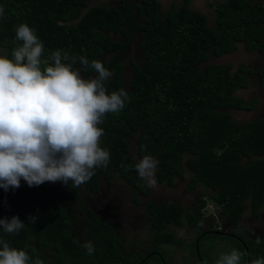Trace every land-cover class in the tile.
<instances>
[{"label": "trees", "instance_id": "16d2710c", "mask_svg": "<svg viewBox=\"0 0 264 264\" xmlns=\"http://www.w3.org/2000/svg\"><path fill=\"white\" fill-rule=\"evenodd\" d=\"M218 1L210 22L196 10L200 0H177L170 6L159 0H0L4 9L0 47L6 49L7 58L20 44L14 43L15 28L26 23L43 43L44 58L60 49L70 56L99 60L112 72L105 82L108 94L120 89L128 93L124 109L106 114L98 125L104 132L101 147L110 152L108 166L95 169L81 187L70 183L71 194L94 226L93 254L82 247L87 240L74 235L71 210L53 201L52 194L46 195L49 182L30 188L22 180L18 189H0V218L18 216L25 223L18 234L0 229V239L25 250L30 264L36 259L45 264L49 250L57 264H147L155 252H161L156 247L143 254L126 252L124 235L85 204L87 194L102 193L104 184L111 185L115 176L130 185L136 206H147L154 246L175 245L178 237L169 230L172 226L201 229L206 196L223 207L220 215L232 224L240 222L246 209L254 216L264 211V120L240 118L257 106L256 101L246 102L242 92L252 87V75L264 87V64L235 67L233 62L226 63V56L240 50L264 58V4ZM135 39L141 40L142 63L133 60L131 67L123 58ZM81 74L95 75L87 70ZM135 137L139 155L158 161L160 184L175 187L189 169L192 175L186 192L206 190L196 209L145 200L151 189L134 170ZM29 216L36 217V222L30 223ZM259 239L260 243L257 238L233 239L246 253L245 264L248 253L250 261L264 258V236Z\"/></svg>", "mask_w": 264, "mask_h": 264}, {"label": "clouds", "instance_id": "9594fccd", "mask_svg": "<svg viewBox=\"0 0 264 264\" xmlns=\"http://www.w3.org/2000/svg\"><path fill=\"white\" fill-rule=\"evenodd\" d=\"M3 14L0 7V18ZM16 41L20 44L12 50L11 59L0 55V189H18L21 180L30 188L46 182L78 188L92 178L95 169L108 166L110 152L101 147L104 132L98 125L106 114L124 109L128 93L120 89L108 94L105 82L112 72L99 60L70 56L60 49L44 58L43 43L26 23L15 28ZM76 63L81 67L73 69ZM82 70L95 75L85 79ZM157 165L145 155L134 166L138 177L153 189ZM28 219L36 222L34 216ZM24 228L18 216L0 218L5 234H18ZM82 247L90 255L95 251L91 241ZM244 255L232 249L221 253L215 264H241ZM30 260L25 250L0 239V264H30ZM33 264L42 261L36 259ZM250 264H264V258Z\"/></svg>", "mask_w": 264, "mask_h": 264}, {"label": "rangeland", "instance_id": "374dc122", "mask_svg": "<svg viewBox=\"0 0 264 264\" xmlns=\"http://www.w3.org/2000/svg\"><path fill=\"white\" fill-rule=\"evenodd\" d=\"M162 2H164L165 6H170L173 2L177 1V0H160ZM206 1V0H204ZM204 1H201L196 5V10L198 12L204 13L206 16L209 17L210 22H213V19H211V17H214V7L219 4L218 0H209V2L212 4L213 8H209L208 6V1L205 3ZM137 43L132 44L131 48L129 51H131V54H138L140 55V52L137 51V47H136ZM0 55L2 56H6L7 57V51L5 48H1L0 47ZM259 55L256 54L255 56L243 53V52H238L236 55H233L231 57V61H233L235 64H242V63H246L250 66H255V65H262L264 63V58H260L258 57ZM140 63H142L141 59H140ZM81 76L83 77V75L81 74ZM85 79L90 78V76H85L83 77ZM244 96H247V99L249 100V102H252L253 99L258 98L259 96L255 95L254 91L251 90H247V91H243L242 92ZM264 96V95H263ZM263 96H261L262 98H264ZM256 108L252 111V113L247 114H243L240 118L243 120L246 119H253V118H260L261 120L264 119V101H257L256 104ZM255 111V113H254ZM135 139L136 137L132 140L133 142V150H132V155L131 157L133 158V160L137 163L139 161L140 158H142L143 156L139 155V153L137 152L136 146H135ZM192 173L189 171L188 168L185 169L184 172V178L181 180H177V184L175 185V187L171 188L166 184H160L157 181L156 178V171H155V179L157 181V187L155 189L150 188L151 189V195L150 198L148 200H155L157 203H161V202H180L181 205L185 206V199H187L186 197V189L189 183V180L191 178ZM22 181V180H21ZM49 187L48 191L46 192V195H53V201H55L58 205L61 204H66L67 206H73L78 208V213H82L81 211V206H79V202L76 199V197L71 194V186L69 185H64L61 182H56V183H48V186H46V189ZM81 187V186H80ZM83 191V190H82ZM206 190L204 188L198 189L194 196L193 199L195 200L197 195L198 198L200 195L203 194V192H205ZM102 192H104L102 194V196H99L98 198L92 199V198H87L86 202L88 203L89 206H91L93 209H95L94 214L97 217H100V213L103 210V206H107L108 208H111L115 214L113 215L114 220L118 221L122 216L119 215V209L122 206H126V204L128 205V203L126 202V200H124L125 198L121 197L120 195H124L127 194V196H131L132 195V189L130 187V185L124 181L123 179L115 176L113 178V182L112 185L109 186L107 184H104ZM209 194V193H208ZM207 201V206L206 208L203 209V214L204 216L206 215H212V214H217L218 212H220L221 209H223V207L219 206L218 204H216L213 200L210 199V197L206 196L204 198ZM130 206H135L133 203L130 204ZM136 208V217L141 220V219H145L147 217V207L146 206H140V207H135ZM220 209V210H219ZM106 211H110V209H105L103 211V214ZM128 211V209L125 210V213ZM130 211V210H129ZM76 213V222H75V226L77 228H79L80 226L83 225V220L82 217L79 216V214ZM99 213V214H98ZM218 215V214H217ZM109 215H104L105 219L106 217ZM102 217V216H101ZM255 218H259L258 216H255ZM184 224H187L186 222H184ZM86 232L85 234L83 233L85 228L79 230L76 235H77V239H81L83 234V238L86 239L87 241H91L92 244L94 243V235L95 232L93 231V224L91 221H89L87 219L86 222ZM185 230V235L183 234V230L184 228ZM137 228H135V233H138L142 236L138 237L135 239V244L134 247L135 248H148L150 249V247L153 248H160L162 254L164 255V261L160 260L159 255H153L151 258V260L147 263V264H189L188 262L184 261V255H188L189 249L192 251H194V243H196L195 241H197V235L198 233H193L192 235H189L187 238V226H172L170 227L169 230H171L174 234L177 235L178 240L175 241V245H168V244H164V245H155L153 244V239L151 237L150 234V228L147 229H141L140 224L137 225ZM239 232H245L244 229L239 228ZM83 233V234H80ZM190 233V232H188ZM254 236H252L253 238ZM90 238V239H89ZM218 238V239H217ZM89 239V240H88ZM189 239V240H188ZM192 242H188L191 241ZM188 242V245H186ZM186 245L185 249L181 248L183 247V245ZM127 248H129V245H126ZM152 248V249H153ZM130 249V248H129ZM182 249L183 251H181V256L178 255L179 250ZM232 249H237L238 251H242V249L237 245V243L232 239V238H226L223 239V237H211L208 236L206 238L203 239V241L201 242V255L204 257V260L209 261L212 264H215V261L218 259L219 255L221 253H228L230 252ZM131 250V249H130ZM45 252V251H44ZM127 252V251H126ZM160 252V253H161ZM48 259L45 262V264H57L55 262L56 260V256L55 254L49 250L48 252ZM156 253V252H155ZM158 252V254H160ZM150 256V255H149ZM148 256V257H149ZM147 257V258H148ZM156 258V259H155ZM135 261H139L138 259H136ZM200 263V262H199ZM241 264H245L244 261V256L241 259Z\"/></svg>", "mask_w": 264, "mask_h": 264}, {"label": "flooded vegetation", "instance_id": "af4514ba", "mask_svg": "<svg viewBox=\"0 0 264 264\" xmlns=\"http://www.w3.org/2000/svg\"><path fill=\"white\" fill-rule=\"evenodd\" d=\"M160 2L162 4H164V2H162V1H160ZM140 42H141V40H138V39L137 40L135 39L132 42V44L137 43L136 47H137V51L138 52H140L139 47H138ZM132 44L129 46V48L126 51V53L124 55V58H123V62L124 63H129L131 67H132V61L133 60L138 62V63H140V59H141V55L131 54V51H129L131 46H132ZM130 66H128V67L131 70L132 68ZM250 82H252V87L250 89H245V90L246 91L247 90L254 91L255 95L259 96L258 98L253 99L252 102L264 101V98L261 97V96L264 95V87L261 86V85L259 86L258 77L252 75L250 77ZM244 98H245L246 102H249V100L247 99V96H244ZM262 120H264V119H262ZM105 184H107V183H105ZM107 185H109V184H107ZM111 185H109V186H111ZM196 191H192V192H186L185 191L186 192L185 195H186L187 199H185V206L184 207L188 211H193L194 209H196V206H197V203H198V195H197L195 200L193 199V196H194ZM103 193L104 192L96 194L94 196H91V195L87 194V197L84 198L85 204L91 210V212H93V214L96 211H95V209H93L91 206L88 205L86 200H87L88 196H89V198L95 199V198H98L99 196H102ZM120 196L125 198L124 200H126V202L128 203V205L126 204V206H122L119 209V211L121 210L119 212V215L122 216V217L118 221H115L114 217H113L115 212L111 208H108L107 206H103L104 207L103 210L101 212L99 211L100 216H102L105 219L104 215H106V214L109 215V216L106 217L105 220L109 223V225L113 226L116 229V231H117V233L119 235H121V236L124 235V238H122V240H123L124 243H126V245L128 244L129 248L131 249L130 250L129 248H127V252H130L131 255H132V253H139V254L146 253L147 251H149L148 248L147 249L146 248H140V249L135 248L134 247V244H135L134 242H135V239L138 238V237H141V239H142V236L140 234L135 233V228L138 229L137 225L140 224L141 229H145V228L149 229L150 225L148 223V219L146 217L145 219L139 220L136 217V211H135L136 208L135 207L138 208V206H136L133 203L132 195L131 196H127V194H124L123 196L122 195H120ZM73 197H74V195H73ZM149 198H150V196L147 199H145V200H148ZM153 201H155V200H153ZM131 203H133L135 206H130ZM175 203H177V202H175ZM178 204L181 205L180 202H178ZM65 206H67V205L65 204ZM79 206H81L80 202H79ZM142 206H146V205L143 204ZM67 207H68V210H71L72 214L74 215L73 216L74 225H73V230H72L74 235L77 237L76 233L79 230L83 229V228H85V230L83 232L85 234L86 228H87L86 222H87V219H88V216L85 213V209L81 206V209H82L81 211L83 212V214H82V213H78V208H76V207L69 206V205ZM105 209H110V211H106L103 214V211ZM126 209H128V211L125 213ZM76 213H78L79 216H81L82 220H83V225L80 226L79 228H77L75 226L76 216H78V215H75ZM258 213H259V218H255V216L252 214V212L249 211L248 209H246L245 213L243 214V216H242V218H241V220H240V222L238 224L230 223L229 221H227L225 216H221L220 212H218L217 213L218 215L215 214V213L212 214V215H206L204 217V221H203L204 225H202L201 229H197V230L191 229V228H189L186 225L187 226V230H189V231H187V238H188L189 235H192L193 233L194 234L198 233L197 241H199V239H200V241H199V253H197V241H195L196 243H194V249L196 248V251L194 252V251H192V249L191 250L189 249L190 252H188V255H184V261L188 262L189 264H212L209 261L204 260V257L201 255V251H200L201 242L203 241L204 238H206L208 236H211V237H223V239L232 238V239H237L238 241H242V237H244V239H246V238H252V236H254L252 239H255V238H259V237L264 236V211H259ZM182 226H184V225H182ZM217 227L219 229L215 230V228H217ZM239 228L244 229L245 232H239ZM185 230L186 229L184 228L182 235H185ZM211 231H220V232H223V233H227L228 235H226V234H223V235L210 234V235L202 236L204 232H211ZM188 232H190V233H188ZM83 233H80V234H83ZM84 234H83V236H84ZM83 236H82L81 239H79L82 242L85 241ZM188 242H192V240L188 241ZM188 242H187L186 245H188ZM186 245L184 244L183 247H181V248L185 249ZM181 251H183V250L180 249L179 252H178L179 256L182 255ZM155 254H156V256L159 255L161 261L165 260L164 259V255L162 253L158 254V252H156ZM145 261L146 260L143 259L141 261V263H145Z\"/></svg>", "mask_w": 264, "mask_h": 264}, {"label": "water", "instance_id": "95a60500", "mask_svg": "<svg viewBox=\"0 0 264 264\" xmlns=\"http://www.w3.org/2000/svg\"><path fill=\"white\" fill-rule=\"evenodd\" d=\"M238 52H243V53H246V54H249V55H252V56H255V55L257 54V53H255V52H254V53H253V52H246V51H243V50H240V51H238ZM238 52L232 54V55L229 56V57L226 56V63H227V62H233V61H231V57H232L233 55H236ZM258 57H260V56H258ZM233 63H234V62H233ZM242 64H245V63H242ZM234 65H235V67H238V66H239L238 64H235V63H234ZM240 65H241V64H240ZM210 234H216V235H223V234H226V235H228L227 233H223V232H220V231H211V232H204L202 236L210 235ZM199 241H200V239H199ZM199 241H197V253H199ZM247 253H248V251H247ZM248 264H250L249 253H248Z\"/></svg>", "mask_w": 264, "mask_h": 264}, {"label": "crops", "instance_id": "0c3cea01", "mask_svg": "<svg viewBox=\"0 0 264 264\" xmlns=\"http://www.w3.org/2000/svg\"><path fill=\"white\" fill-rule=\"evenodd\" d=\"M256 3H262L264 4V0H254Z\"/></svg>", "mask_w": 264, "mask_h": 264}, {"label": "built area", "instance_id": "2783aa9c", "mask_svg": "<svg viewBox=\"0 0 264 264\" xmlns=\"http://www.w3.org/2000/svg\"><path fill=\"white\" fill-rule=\"evenodd\" d=\"M219 228L217 227L216 230H218Z\"/></svg>", "mask_w": 264, "mask_h": 264}]
</instances>
